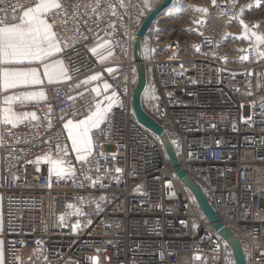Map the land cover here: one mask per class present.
<instances>
[{
	"label": "built area",
	"instance_id": "built-area-1",
	"mask_svg": "<svg viewBox=\"0 0 264 264\" xmlns=\"http://www.w3.org/2000/svg\"><path fill=\"white\" fill-rule=\"evenodd\" d=\"M25 4L33 2L5 0L0 15ZM64 8L68 22L58 21L54 31L67 79L50 85L46 98L22 105L35 120L15 129L0 125L5 264H92L93 258L97 264H234L158 136L133 115L130 5L71 0ZM239 19L234 6L218 2L204 13L190 50L168 37L144 56L149 79L142 105L220 222L239 237L247 264H264V87H249L264 63V44L232 49L229 27ZM100 39L117 58L111 70L88 50ZM94 72L107 74L116 103L90 132L91 155L78 161L64 121L95 110L98 98L86 84ZM46 157L63 159L73 174L52 175Z\"/></svg>",
	"mask_w": 264,
	"mask_h": 264
},
{
	"label": "snow or ice",
	"instance_id": "snow-or-ice-1",
	"mask_svg": "<svg viewBox=\"0 0 264 264\" xmlns=\"http://www.w3.org/2000/svg\"><path fill=\"white\" fill-rule=\"evenodd\" d=\"M32 2L35 6L25 4L24 7L27 10L23 11L22 15L10 18L6 14L0 15V91L7 92L9 89L23 88L41 82L35 68L16 70L9 69V65L42 64L44 66V77L49 84L58 83L68 76V72L61 61L57 60L52 64L47 63L49 58L61 51L62 46L58 42L54 28L58 21L68 22L64 19V6L67 0H32ZM4 4L5 0H0V5ZM13 10H15V6H13ZM197 11L205 10L197 9ZM0 13H5L3 7H0ZM49 18H53L52 23H48ZM241 26L244 28L243 24ZM241 38L243 37H237V39ZM256 40L258 43L264 44V37H256ZM260 55L264 56V53ZM246 59V56L241 57V60ZM91 79L97 80L99 77L93 76ZM104 88L107 89L108 85L105 84ZM93 91L95 92L96 89H93ZM43 97V92H28L7 96L3 101L5 107L0 108V125L15 129L26 120H35V114L17 115L13 112L11 106L17 103L35 102ZM115 103L116 98L115 93H113L112 97L108 98L107 106L96 104L95 110L90 112L86 119L75 124L68 121L64 125L72 144V151L76 153L78 161L86 160L91 155L92 141L89 132L98 128L100 124L107 120ZM45 159H48L52 165L49 170L52 175L62 179L66 175L73 174L71 168L64 167L66 161L63 159L56 161H52L50 157ZM75 228L76 226L73 228L74 231ZM195 259H199V257H195ZM0 264H3L2 256H0ZM92 264H97L94 258Z\"/></svg>",
	"mask_w": 264,
	"mask_h": 264
},
{
	"label": "rangeland",
	"instance_id": "rangeland-1",
	"mask_svg": "<svg viewBox=\"0 0 264 264\" xmlns=\"http://www.w3.org/2000/svg\"><path fill=\"white\" fill-rule=\"evenodd\" d=\"M158 1L160 0H125L126 4L131 7L136 26ZM218 2L228 3L240 13L239 21L230 24V27H235L236 30H230L229 28L228 39H231V41L227 40V42L229 41L233 44L232 49H237L244 41L253 40L255 38L253 36L262 35L258 37H264V14L262 13L264 11V0H174L173 4L166 10L167 12L164 13V16L162 14L155 21L150 33L148 32L145 36L144 56L149 57L153 49H156L168 37L179 38L183 45L186 46V50H190L197 35V27L204 13ZM205 5L207 9L204 7ZM197 9H204L205 11H197ZM242 24L244 28H242ZM245 29H247V34ZM154 30L156 31L154 32ZM237 37L243 38L237 39ZM153 87H150V89H153ZM249 87L255 90L264 87V63L259 64L254 69L253 74L249 78ZM148 93L149 89L146 92V97L149 96Z\"/></svg>",
	"mask_w": 264,
	"mask_h": 264
},
{
	"label": "water",
	"instance_id": "water-1",
	"mask_svg": "<svg viewBox=\"0 0 264 264\" xmlns=\"http://www.w3.org/2000/svg\"><path fill=\"white\" fill-rule=\"evenodd\" d=\"M173 2L174 0H161L153 5L136 29V37L132 45V55L138 63L135 64L136 81L131 92V109L135 119L160 139L169 163L173 167L177 177L192 192L202 214L229 246L234 264H247L239 237L230 228L220 222L218 214L208 202L199 185L179 166V160L166 131L142 105V94L147 83V69L145 64L140 61L142 59V40L147 35L155 19L164 14Z\"/></svg>",
	"mask_w": 264,
	"mask_h": 264
},
{
	"label": "crops",
	"instance_id": "crops-1",
	"mask_svg": "<svg viewBox=\"0 0 264 264\" xmlns=\"http://www.w3.org/2000/svg\"><path fill=\"white\" fill-rule=\"evenodd\" d=\"M67 1H71V0H67ZM30 6H35V5L33 3ZM26 10H27V8H24L21 11L15 13V14H6V15H7V17L10 18L12 16L22 15L23 11H26ZM48 23H50L49 20H48ZM96 46H97V49H96ZM88 50L90 51V53L92 54L94 59H96L97 61H100V62L117 61V58L115 57V55L113 53V50L111 49L110 45H108V42L103 40V39L91 42L88 45ZM57 60L61 61L62 64H63V61H62L61 56H60V52L56 53L53 57L49 58L47 63L48 64H52V63H54ZM63 67H64V64H63ZM8 68L9 69H16V70H27V69H30V68H35L37 70L38 74H39V78H40L41 82L39 84L29 85V86L23 87V88L9 89L7 92L0 91V108H4L5 107V105L3 104L4 99L7 96H9V95H14V94L15 95H19V94H25V93H28V92H43L44 93V97L38 99V100H42V99L46 98L48 90L50 88V85L57 84V83L49 84L47 82V80L44 77V66L42 64H37V63L27 64V63H25V64H22V65H9ZM93 76H98L99 79L92 80L91 78ZM66 79H67V77H64L58 83H61V82L65 81ZM86 84H87L88 88H90L92 90L96 89V91L94 93H95V95L98 98L97 104H101L102 106H107L108 98L112 97V95L114 93V91L111 90V86H110V84H109V82L107 80V74L103 73V72H97L96 74L92 75L91 77H89L86 80ZM105 84L108 85L107 89L104 88ZM151 93L152 92H150V94ZM27 103H30V102H27ZM27 103H24V104H27ZM22 105L23 104H20V103L12 105L11 107H12L13 112H15L17 115L35 114L34 110L28 109V108H23ZM84 119H86V118H84ZM80 120H83V119L74 120V121L66 119L64 121V125L67 124L68 121H72L75 124V123H78ZM65 132H66V135L68 137V132H67L66 129H65ZM90 132H89V137L91 139ZM68 140H69V138H68ZM69 143H70V147H71V151H72V144H71L70 140H69ZM72 153L75 155V157L77 159L76 153H74L73 151H72ZM0 163H1V154H0ZM1 184H2V174H1V164H0V187H1ZM2 232H3L2 197H1V193H0V256L3 257V264H5Z\"/></svg>",
	"mask_w": 264,
	"mask_h": 264
},
{
	"label": "bare ground",
	"instance_id": "bare-ground-1",
	"mask_svg": "<svg viewBox=\"0 0 264 264\" xmlns=\"http://www.w3.org/2000/svg\"><path fill=\"white\" fill-rule=\"evenodd\" d=\"M205 1V0H204ZM209 3V2H208ZM211 3V2H210ZM211 4H213V3H211ZM214 6V5H213ZM205 8L207 7L206 5L204 6ZM212 7V6H211ZM210 7V8H211ZM203 8V7H202ZM204 8V9H205ZM170 9H172V8H170ZM207 9V8H206ZM209 9V8H208ZM236 9V8H235ZM261 11V10H260ZM167 12V11H166ZM169 13V12H168ZM172 13V12H171ZM258 13V12H257ZM263 14H264V11L262 12ZM162 16H164V14L162 15ZM202 16V15H201ZM261 16V15H260ZM259 16V17H260ZM199 17V16H198ZM159 18V17H158ZM157 18V19H158ZM162 18V17H161ZM157 19H155V21L157 20ZM198 20V19H197ZM155 21L153 22V24H152V26H154V24H155ZM172 21V20H171ZM189 21V20H188ZM166 22H167V20H166ZM167 23H169V22H167ZM140 24V23H139ZM139 24H137V26H136V28H135V31H134V33L132 34V38H133V40L135 39V37H136V29H137V27H138V25ZM171 24H173V23H171ZM157 25V24H156ZM165 25V24H164ZM152 26H151V28H152ZM230 28V30H236L235 29V27H229ZM156 30H154V32H155ZM242 31V30H241ZM149 33H150V31H148ZM234 33H235V31H233ZM246 32V31H245ZM246 34H247V32H246ZM258 36H262V35H257V36H253V37H255V38H253V40H247V41H244L243 43H246V42H249V41H257L256 40V37H258ZM104 40V39H103ZM144 40V39H143ZM143 40H142V42H143ZM187 40H189V39H187ZM186 40V41H187ZM106 41V40H105ZM100 44V43H99ZM108 45H109V43H108ZM143 45H145V43L143 42ZM96 49H97V46H96ZM103 49V48H102ZM92 51V50H91ZM90 52V51H89ZM96 52V51H95ZM91 54V53H90ZM92 55V54H91ZM112 56V55H111ZM94 58V57H93ZM95 61H96V59H94ZM133 62H134V68H135V64H137L138 62L133 58ZM145 59H144V51H142V59L140 60L141 62H143L144 64H145V61H144ZM139 61V62H140ZM112 62H114V61H106V62H100V61H96V63L98 64V65H105V64H109L110 63V65H108L107 66V70H111L113 67V64H111ZM97 72H94V73H92L91 75H90V77L92 76V75H94V74H96ZM148 72H147V82H148ZM136 81V80H135ZM147 84V83H146ZM133 86H134V84H133ZM133 86H132V88H133ZM131 92H132V89H131ZM15 95V94H14ZM143 95V94H142ZM134 115V114H133ZM141 124V123H140ZM66 168H70V167H66ZM67 176V175H66Z\"/></svg>",
	"mask_w": 264,
	"mask_h": 264
}]
</instances>
